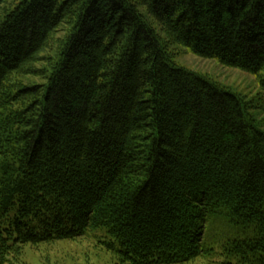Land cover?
I'll return each mask as SVG.
<instances>
[{
    "label": "trees",
    "instance_id": "trees-1",
    "mask_svg": "<svg viewBox=\"0 0 264 264\" xmlns=\"http://www.w3.org/2000/svg\"><path fill=\"white\" fill-rule=\"evenodd\" d=\"M176 43L264 111V0H0V264L86 235L114 264H264V118Z\"/></svg>",
    "mask_w": 264,
    "mask_h": 264
},
{
    "label": "rangeland",
    "instance_id": "rangeland-1",
    "mask_svg": "<svg viewBox=\"0 0 264 264\" xmlns=\"http://www.w3.org/2000/svg\"><path fill=\"white\" fill-rule=\"evenodd\" d=\"M163 34V33H161ZM61 32H56L52 36L50 45L42 51L43 56L47 57L50 50L58 43ZM165 39V34L162 35ZM171 52L174 53L175 62L178 66L186 67L190 70L210 78L222 87L230 90L232 93L239 95L250 103L252 113L259 118H264V111L256 108L259 97V86L257 78L248 72L241 71L237 68L226 67L221 65L214 59H206L188 52L179 44L169 46ZM44 63H37V68ZM23 80L27 84H32L36 78L32 76H24ZM264 129V128H263ZM215 227V228H213ZM209 226L207 234L211 236L209 241H221L223 237H216L217 224ZM230 238H246L249 234L248 229L244 226H224ZM222 232V231H221ZM28 260L31 264H114L116 261L114 255L103 249L95 243L91 236H82L74 240H62L53 244L38 247V250H27ZM197 264H205L200 262Z\"/></svg>",
    "mask_w": 264,
    "mask_h": 264
}]
</instances>
